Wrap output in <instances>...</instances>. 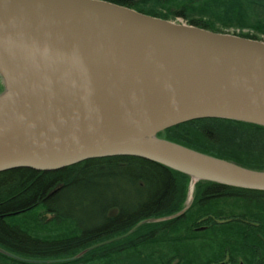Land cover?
I'll return each mask as SVG.
<instances>
[{
	"label": "water",
	"instance_id": "1",
	"mask_svg": "<svg viewBox=\"0 0 264 264\" xmlns=\"http://www.w3.org/2000/svg\"><path fill=\"white\" fill-rule=\"evenodd\" d=\"M0 51L24 58L41 91L34 111L0 118V173L57 171L91 159L134 156L190 176L193 186L211 181L264 191V172L157 137L201 119L264 127V41L102 0H0ZM1 58L0 99L10 92L12 76ZM90 58L123 65L163 86L133 105L94 104L95 84L82 68ZM43 76L50 79L48 87L41 84ZM45 116L57 122L40 135L5 140ZM194 173L203 177L194 182Z\"/></svg>",
	"mask_w": 264,
	"mask_h": 264
},
{
	"label": "trees",
	"instance_id": "2",
	"mask_svg": "<svg viewBox=\"0 0 264 264\" xmlns=\"http://www.w3.org/2000/svg\"><path fill=\"white\" fill-rule=\"evenodd\" d=\"M102 1L264 41V0ZM157 137L264 172L263 126L201 119ZM190 180L134 156L0 173V264H264V191L199 181L179 211Z\"/></svg>",
	"mask_w": 264,
	"mask_h": 264
},
{
	"label": "bare ground",
	"instance_id": "3",
	"mask_svg": "<svg viewBox=\"0 0 264 264\" xmlns=\"http://www.w3.org/2000/svg\"><path fill=\"white\" fill-rule=\"evenodd\" d=\"M6 54L5 57L3 52L0 51L1 59L10 66L12 76L10 75V92L6 97L0 99V118L21 112L34 111L38 105H41V91L39 87H36V82L33 81L29 66L24 63V58L10 53ZM82 68L85 74L89 75L91 80L94 81L95 87L92 88L93 94H91L96 96L94 104L103 105L109 102L133 105L135 102H143L153 97L163 86V83L155 78L140 75L123 65L110 61L102 62L90 58L82 63ZM38 76H36V79H38ZM41 84L48 87L50 79L43 76ZM19 91L21 92L20 96ZM54 121L57 122L55 116L37 118L7 136L5 140L38 136L52 127L50 123L52 124ZM193 176L194 182L197 178L203 177L199 173H194Z\"/></svg>",
	"mask_w": 264,
	"mask_h": 264
},
{
	"label": "rangeland",
	"instance_id": "4",
	"mask_svg": "<svg viewBox=\"0 0 264 264\" xmlns=\"http://www.w3.org/2000/svg\"><path fill=\"white\" fill-rule=\"evenodd\" d=\"M171 21V20H170ZM174 22H179V23H183V24H188L186 20L182 19V18H178V19H175ZM247 33H250L252 34V32H249L248 30H244V31H237L235 32L234 30H230V34L231 35H236V36H240V35H244V34H247ZM264 40V38H262ZM1 77V76H0ZM2 78V77H1ZM3 82V80H2ZM4 82H3V87H4ZM5 89V87H4ZM3 89V90H4ZM4 92V91H3ZM3 92H0V95L3 93ZM192 181L190 180L188 183H187V186H186V191H185V200L184 202L182 203V206L181 208H179V211L183 210V209H186L188 208L192 202H193V197H194V192H195V184L193 186V190H192ZM178 211V212H179ZM175 213H172L170 214V216H167V217H163V218H159V219H152L151 221H149L150 223L151 222H157L158 220L160 219H165V218H168V217H171L173 216Z\"/></svg>",
	"mask_w": 264,
	"mask_h": 264
}]
</instances>
